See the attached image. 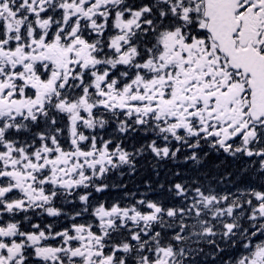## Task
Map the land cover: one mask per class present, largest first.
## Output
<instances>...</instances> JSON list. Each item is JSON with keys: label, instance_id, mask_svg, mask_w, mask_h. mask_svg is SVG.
I'll use <instances>...</instances> for the list:
<instances>
[{"label": "snow or ice", "instance_id": "6c2138e0", "mask_svg": "<svg viewBox=\"0 0 264 264\" xmlns=\"http://www.w3.org/2000/svg\"><path fill=\"white\" fill-rule=\"evenodd\" d=\"M0 264H264V0H0Z\"/></svg>", "mask_w": 264, "mask_h": 264}]
</instances>
